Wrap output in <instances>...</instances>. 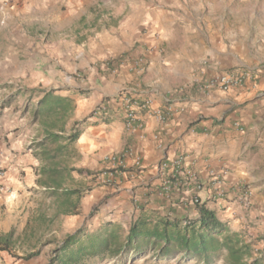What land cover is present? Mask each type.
<instances>
[{
	"label": "crops",
	"instance_id": "obj_1",
	"mask_svg": "<svg viewBox=\"0 0 264 264\" xmlns=\"http://www.w3.org/2000/svg\"><path fill=\"white\" fill-rule=\"evenodd\" d=\"M151 2L140 6L124 0L117 6L104 0H0V38L14 37L5 30L17 23L21 29L15 36L18 46L57 44L62 37L60 20L77 18L74 29L81 36L65 41L82 46L93 41L103 47L96 59L104 61L110 73L92 70L91 91L69 88L66 93L75 94L64 95L76 100L66 131L85 120L80 125L82 135L70 148L79 159L69 166L83 168L79 173L84 179L92 176L88 171L99 169L94 172L97 179L109 183V208L102 210L105 203L95 207L98 213L88 221V228L95 219L98 222L91 231L108 221L120 223L127 231L141 218L151 226L165 218L185 224L199 217L198 204H204L253 242V255L264 264V66L252 68L259 71L253 85L228 92L208 87L212 76L230 68L197 70L204 47L201 40L192 38L197 36L196 27L184 22L188 13L178 0ZM102 21L106 23L100 31H93ZM88 33H94L93 40ZM121 90L139 102L151 100L154 109L171 107L174 112L161 120L152 112L138 110L137 119L130 123L113 104ZM109 99L108 111L92 116L95 106ZM38 151H33L31 167L22 165L23 158L11 148L0 150V186L5 188L0 192V234L14 230L23 237L21 232H26L22 199L27 187L38 188L43 166ZM111 156H121L125 167L115 170ZM197 181L204 184L202 189L197 188ZM88 203L82 204L85 211ZM79 206L62 216H79ZM50 244L29 259L22 256L38 247L0 249V264H48L54 248L47 253L45 248ZM21 250L26 252L20 254ZM146 259L126 264H146ZM176 261L174 256L167 264ZM116 262L102 258L99 264ZM217 264L227 262L222 259Z\"/></svg>",
	"mask_w": 264,
	"mask_h": 264
},
{
	"label": "rangeland",
	"instance_id": "obj_2",
	"mask_svg": "<svg viewBox=\"0 0 264 264\" xmlns=\"http://www.w3.org/2000/svg\"><path fill=\"white\" fill-rule=\"evenodd\" d=\"M104 1L107 4H117V6L124 2V0ZM134 1L138 2L137 4L140 6L152 3L151 0ZM171 1L173 0H162L164 3ZM178 1L183 10L188 13V16H184V22L191 23L197 29V36L193 34L192 38L201 40L202 47H204V52L200 54L204 56V59L197 70L204 68L213 70L209 66L217 67L216 70H219L220 65H225L224 68L264 66V0ZM85 9L87 10V8ZM78 23L77 18L60 20L59 35L62 37L57 44L27 43L18 46L19 40L15 38L21 31L18 24L6 28L7 36L15 35L8 39L0 38V105L9 95L23 88H48L55 90V94L60 96L75 94L66 93L69 88H82L91 91L88 88L90 83H93L92 86L95 84L92 70L110 73L105 67V62L96 59L103 48L102 46L96 45L93 41L87 42L83 46L81 42L71 45L65 41L73 35L81 36L74 29ZM105 23L102 21L93 31L98 33L101 24ZM194 30L195 28L192 32ZM47 31H50V28ZM87 35L92 36V40L94 39V33ZM83 36L86 37V34ZM45 38L47 39V37ZM68 40L71 42L70 39ZM174 48L176 46H172L171 49ZM89 79H91L90 83H88ZM20 98L23 97L14 96L13 103L0 111V150L11 148L12 153L21 155L23 158L22 165L27 164L32 167L31 156L34 155L33 151L37 148V142L42 138L43 121L51 123L59 121V119L56 113L45 116L35 115L36 107L32 104L26 105ZM84 98L83 96L81 99ZM35 100L37 99H34L33 102ZM74 101L76 102V100ZM97 106L98 104L95 107ZM31 148L33 151H30ZM64 159L70 165L76 162L79 157L76 152H71V155ZM41 163L43 164V162ZM99 171L98 169L94 172L99 173ZM22 173L24 175L26 171H22ZM98 173L87 179H84V176L77 171L69 173L70 175L66 176L62 186L57 191H53L52 199L46 193L48 186L39 181L38 188L27 187L22 199L25 208L21 214L27 218L26 232H21L22 235L26 233V236L21 240V244H17V249L39 247L45 241H53L46 246L47 253L55 248L57 241H61L67 233L72 232L81 224L86 212L92 211L103 203L105 205L101 207L102 210L108 209L109 204H106V201L110 196L107 195V192L110 191L109 183L97 179ZM73 188L81 190L79 195L76 194L70 198L72 202L80 204L78 208L81 214L75 217L57 214L59 205L65 199L63 192ZM84 201L89 202L90 206H87L86 211L82 205ZM95 220L89 226L91 230L95 227V222H98V219ZM15 236L20 238V232L15 233ZM19 252L23 254L26 251Z\"/></svg>",
	"mask_w": 264,
	"mask_h": 264
},
{
	"label": "trees",
	"instance_id": "obj_3",
	"mask_svg": "<svg viewBox=\"0 0 264 264\" xmlns=\"http://www.w3.org/2000/svg\"><path fill=\"white\" fill-rule=\"evenodd\" d=\"M14 96L23 97L20 99L26 105H34L35 115H58L59 121H43V137L36 144L39 148L36 155L43 162L38 181L48 186V197L53 196V191L62 186L69 173L84 171L83 168L70 167L64 158L71 155L70 148L82 135L80 125L85 120L77 121L69 132L66 131V124L75 109V101L70 96L56 95L55 90L48 88L19 89L1 103L0 111L13 103ZM34 99L37 100L33 102ZM87 173L95 174L92 171ZM80 191L78 188L65 190V199L59 205L57 214H67L76 208L78 203L72 202L70 198L79 195ZM198 209L199 217L188 219L186 224L180 219L165 218L151 226L141 218L133 222L127 231L120 223L112 221L91 231L87 224L98 213L94 208L85 217L83 225L66 234L61 242L57 241L48 264H99L102 258L115 259V264H126L144 257H147L146 264H167L174 256L177 257L175 264H189L191 261H196V264H217L222 259L227 264H260V258L253 255V242L232 230L227 222L204 204H198ZM15 233L11 230L0 234V249L12 251L19 242L22 243L26 233L20 238H16ZM52 242L49 240L41 243L22 258L29 259L38 255L44 245Z\"/></svg>",
	"mask_w": 264,
	"mask_h": 264
},
{
	"label": "built area",
	"instance_id": "obj_4",
	"mask_svg": "<svg viewBox=\"0 0 264 264\" xmlns=\"http://www.w3.org/2000/svg\"><path fill=\"white\" fill-rule=\"evenodd\" d=\"M140 64L139 66L143 67L144 62L143 59L139 60ZM143 65V66H142ZM259 71L257 69H252L248 67H236V68H230L228 70L222 71L214 76H212L208 82L207 86L211 88L219 89L223 92H228L233 89L241 88V87H247L249 85H253L258 78ZM113 104L120 107V109L123 111L125 118L128 120V122H133L137 119L138 116V110H147L149 112H152L159 116L161 120L167 119L168 116H170L174 110L171 107L163 109H154L152 107L151 100H143L142 102H139L137 99H135L133 96H131L126 90H121L117 93L116 96L113 97ZM110 106V99L107 101H104L100 103L96 108L93 109L92 116H102L108 111V107ZM111 162H113V165L115 170L121 169L125 167L124 159L120 156H111L109 157ZM137 164H140L139 161ZM164 167L167 166L166 163L163 164ZM106 172L104 171L103 174ZM0 174L2 175V172L0 171ZM193 177V176H192ZM198 189H202L204 187V184L197 181L196 183ZM4 187L0 186V192L4 191ZM198 201V200H196ZM185 224L187 221L184 222Z\"/></svg>",
	"mask_w": 264,
	"mask_h": 264
}]
</instances>
